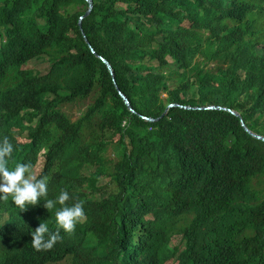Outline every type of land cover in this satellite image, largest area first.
<instances>
[{
	"label": "trees",
	"instance_id": "trees-1",
	"mask_svg": "<svg viewBox=\"0 0 264 264\" xmlns=\"http://www.w3.org/2000/svg\"><path fill=\"white\" fill-rule=\"evenodd\" d=\"M93 5L81 32L86 0H0V138L49 177L40 206L3 208L55 231L43 202L67 190L88 264H264V142L228 111L163 117L221 107L264 136V0ZM0 228V264H26L27 236Z\"/></svg>",
	"mask_w": 264,
	"mask_h": 264
},
{
	"label": "clouds",
	"instance_id": "clouds-1",
	"mask_svg": "<svg viewBox=\"0 0 264 264\" xmlns=\"http://www.w3.org/2000/svg\"><path fill=\"white\" fill-rule=\"evenodd\" d=\"M12 152L13 145L8 137L0 138V224L13 240V247L17 245L19 234L26 235L21 242L32 253L26 264H88L94 259L91 234L85 244L77 243L69 235L78 224L87 221L84 202H75L67 190L61 189L55 199H44L43 202L45 209L61 206L55 211V231H50L45 222L9 215L5 211L3 205L10 201L27 213L26 206H40L41 199L49 195V177L44 171L43 153L36 162L27 163L29 154Z\"/></svg>",
	"mask_w": 264,
	"mask_h": 264
},
{
	"label": "water",
	"instance_id": "water-1",
	"mask_svg": "<svg viewBox=\"0 0 264 264\" xmlns=\"http://www.w3.org/2000/svg\"><path fill=\"white\" fill-rule=\"evenodd\" d=\"M86 1H87L88 4H89V9H88V11H87L85 17L81 19L80 24H78V28H80L81 32H83V28H82V22H83V20H84V19H87V18L90 17L91 12H92L93 7H94V5H93V0H86ZM83 36H84V39H85L86 43L89 45L90 48H92L91 45H90V42H89V40H88V38H87V36H86L85 34H83ZM92 51L95 52V51L93 50V48H92ZM100 59L104 62V64L107 66L108 70L110 71V74H111L112 77H113V81H114V84H115V86H116V89L118 90V92L120 93L121 97L123 98V102H124L125 106H126L127 108H129V111H130L131 113L135 114V112L133 111V109H132L130 103H128L127 98L121 93V90H120V88H119L118 85H117V82H116V79H115V71L113 70L111 64H110L106 59H104L103 57H100ZM175 108H182V109L187 110V111H208V112H209V111H223V112L228 111V112L232 113L233 115H235L236 117H238V118L241 119L242 128H243V130H244L248 135H251L253 138H255V139H257V140H260V141L264 142V136L259 135V134L255 133V132L249 130V129L246 127V125L244 124V122H243V118H242L241 114H240V113H237V112H235V111H232V110L230 111V110H227V109H224V108H221V107H208V108H204V109H193V108H190V107H182V106H179V105H173V106H171V107L169 108V110L166 112L165 116H163V117H166V116L169 114L170 110L175 109ZM142 119H143L144 121H146V122H149V123H155L154 120H150V119H147V118H142Z\"/></svg>",
	"mask_w": 264,
	"mask_h": 264
},
{
	"label": "rangeland",
	"instance_id": "rangeland-1",
	"mask_svg": "<svg viewBox=\"0 0 264 264\" xmlns=\"http://www.w3.org/2000/svg\"><path fill=\"white\" fill-rule=\"evenodd\" d=\"M26 68L33 69L34 71L38 73H46L50 68V62L47 61V59H43L40 61H33L31 62ZM85 111V109H83ZM70 114L72 116V120L74 121L77 117V108H74L70 111ZM19 142H24V140L20 139ZM101 193L100 195H102ZM175 243L178 244V240H175Z\"/></svg>",
	"mask_w": 264,
	"mask_h": 264
},
{
	"label": "bare ground",
	"instance_id": "bare-ground-1",
	"mask_svg": "<svg viewBox=\"0 0 264 264\" xmlns=\"http://www.w3.org/2000/svg\"><path fill=\"white\" fill-rule=\"evenodd\" d=\"M4 205H5V204H4ZM0 229H1V228H0ZM1 231L3 232V230H1ZM1 231H0V232H1ZM6 232H7V231H6ZM6 232H4V233H6ZM16 263H17V261H16Z\"/></svg>",
	"mask_w": 264,
	"mask_h": 264
}]
</instances>
